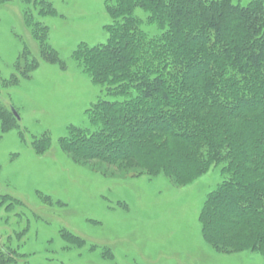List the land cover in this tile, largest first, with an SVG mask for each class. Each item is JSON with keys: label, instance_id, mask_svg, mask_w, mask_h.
<instances>
[{"label": "trees", "instance_id": "obj_1", "mask_svg": "<svg viewBox=\"0 0 264 264\" xmlns=\"http://www.w3.org/2000/svg\"><path fill=\"white\" fill-rule=\"evenodd\" d=\"M23 1L42 56L65 67L41 20L57 8ZM105 8L108 40L79 43L73 58L108 95L123 98L93 102L89 125L71 124L60 147L79 163L164 175L176 186L225 163L200 213L202 236L222 253L251 250L264 259V0H106ZM51 141L49 133L34 140L35 152Z\"/></svg>", "mask_w": 264, "mask_h": 264}, {"label": "rangeland", "instance_id": "obj_2", "mask_svg": "<svg viewBox=\"0 0 264 264\" xmlns=\"http://www.w3.org/2000/svg\"><path fill=\"white\" fill-rule=\"evenodd\" d=\"M51 1L58 15L41 20L65 67L42 56L23 0L0 4V255H10L6 264H264L258 252L222 253L202 236L200 213L224 179L225 163L176 186L164 175L136 177L79 163L60 147L71 124L89 125L93 102L123 97L108 95L73 58L79 43L108 40L105 25L113 20L106 0ZM45 133L51 144L37 154L33 142ZM64 230L85 245H75Z\"/></svg>", "mask_w": 264, "mask_h": 264}, {"label": "water", "instance_id": "obj_3", "mask_svg": "<svg viewBox=\"0 0 264 264\" xmlns=\"http://www.w3.org/2000/svg\"><path fill=\"white\" fill-rule=\"evenodd\" d=\"M11 110L13 111V113L15 114V116L20 120L21 117H20L18 111L14 107H12Z\"/></svg>", "mask_w": 264, "mask_h": 264}]
</instances>
